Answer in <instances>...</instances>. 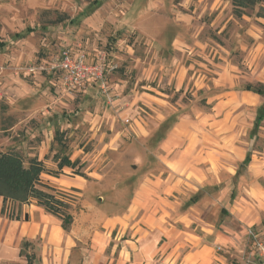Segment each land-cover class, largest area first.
Masks as SVG:
<instances>
[{
    "label": "rangeland",
    "instance_id": "obj_1",
    "mask_svg": "<svg viewBox=\"0 0 264 264\" xmlns=\"http://www.w3.org/2000/svg\"><path fill=\"white\" fill-rule=\"evenodd\" d=\"M257 13L236 17L232 0H0V152L15 154L25 167L44 154L40 162L51 176L52 156H67L78 167L69 173L83 175L78 189H49L74 218L65 233L85 239L78 243L82 254H67V264L90 257L91 245L146 235L144 211L128 207L139 183L165 177L174 153H164L161 143L178 122L186 124V142L198 146L199 166L217 171L204 183L205 227L239 241L237 251L229 250L204 230L205 245L233 264L259 262L248 231L264 241V194H247L252 202L242 199L236 209L229 199L249 186L242 160L264 152V122L256 132L252 126L264 97L245 91L264 84V18ZM63 48L103 64L110 101L97 85L68 96L56 78L27 73ZM214 188H221L217 197ZM175 197L180 206L171 224L189 199ZM243 208L258 218L254 224L237 219ZM15 211L4 206L1 215L14 218ZM42 241L26 247L35 264L54 259ZM111 252L109 246L102 256Z\"/></svg>",
    "mask_w": 264,
    "mask_h": 264
},
{
    "label": "crops",
    "instance_id": "obj_2",
    "mask_svg": "<svg viewBox=\"0 0 264 264\" xmlns=\"http://www.w3.org/2000/svg\"><path fill=\"white\" fill-rule=\"evenodd\" d=\"M71 53L76 55L78 52L71 50ZM87 62L94 63L88 60ZM51 77L60 80L57 76L51 75ZM58 85L60 87V81ZM93 85L90 84L89 87ZM0 91L2 90L0 89ZM255 96L259 98V96ZM186 131L185 122H178L172 128L161 143L164 153L169 155L174 153V156H169L168 162L165 163V177H156L154 180L139 183L130 200L128 209H131L134 214L144 211L146 223H142L140 228L146 232V235H140L135 241L130 242H121L119 239L116 241L114 238L113 245H110L111 240L109 243L107 240L104 241L100 245L101 247L91 245L93 251L90 252V257L83 258L79 264H233L226 257L216 255L213 249L204 243L205 230L206 239L213 236L214 245H221L235 251L239 248L237 235L215 234L213 229L206 228L203 223L202 209L210 201L206 200L209 197H206L207 189H205L204 183L208 174H216L217 171L212 169L208 163L199 166L198 146L194 142L192 144L186 142ZM41 155L38 156L39 161L45 156ZM255 157L256 160H254V156H251L245 169L250 181L249 186L244 190L246 194L243 192V195H239L237 200L232 195L229 198L233 209H236L237 205L240 206L242 199L248 204L250 200L252 202L253 198L248 196L251 193H254V196L264 194V152ZM73 169H78V167L64 166L62 169H58L56 164L55 171L57 173H52L53 176L50 175L51 173H41L40 183L56 191L78 189L76 179L82 176L70 174L69 172ZM236 174L237 172L233 175L234 178ZM213 191L217 197L221 188H214ZM175 195H188L189 199L184 203L180 215L171 224L169 219L174 216L177 206H180ZM8 205L14 209L16 207L14 218L1 215L4 206L7 208ZM164 214L168 215V220ZM235 214L237 219L247 224L252 220L254 224L258 219L255 214L252 215V218H248L245 208ZM193 226L199 229L200 233H195L191 228ZM53 228L59 229V233H54ZM38 237L42 238L45 248L53 249L54 259L49 261L50 263L46 261L47 264H67L68 262L65 261L67 254L73 251L76 254H82L85 249L78 244L84 242L83 237L79 238L65 233L61 228L60 219L45 212L43 208L36 205L34 200L22 205L13 202L3 203L0 200V248L3 249L0 259L9 263L20 261L23 264H28V257L30 262L35 264L33 255L26 252V247H29L31 242ZM162 237L167 238V241L161 243ZM109 246L112 247L111 256H102ZM58 251L61 257L56 260L55 255ZM115 252H117V256L113 255ZM254 256L259 261L258 263L262 261L257 251ZM242 264L246 263L242 262Z\"/></svg>",
    "mask_w": 264,
    "mask_h": 264
},
{
    "label": "trees",
    "instance_id": "obj_3",
    "mask_svg": "<svg viewBox=\"0 0 264 264\" xmlns=\"http://www.w3.org/2000/svg\"><path fill=\"white\" fill-rule=\"evenodd\" d=\"M255 8H258L257 17L264 18V0H232V12L238 18L245 15L246 10H253ZM64 20L66 18L61 17L58 22ZM90 84L97 85L94 82ZM245 91H251L263 98L264 84H260L256 88L248 85ZM255 112L256 115L252 124L254 132L264 122V100L256 108ZM250 158L251 155H247L244 161L240 163V166H246L250 162ZM53 159L57 161L58 169H62L64 166L74 168L77 165V162L70 161L67 156L58 158V156L54 155ZM28 162V167H25L24 162L15 154L0 152V200L3 203L13 202L19 205L34 200L36 205L43 208L45 212L60 219L62 230L64 232L68 231L74 221L72 214L68 211L69 205L59 200L51 193L49 188L40 183V175L45 172L43 163L38 161L37 158L30 159ZM76 175L79 176L80 174ZM80 176L83 177V175ZM27 263L32 264L28 257Z\"/></svg>",
    "mask_w": 264,
    "mask_h": 264
},
{
    "label": "built area",
    "instance_id": "obj_4",
    "mask_svg": "<svg viewBox=\"0 0 264 264\" xmlns=\"http://www.w3.org/2000/svg\"><path fill=\"white\" fill-rule=\"evenodd\" d=\"M27 73H43L49 76L59 77L60 87L64 94L71 96L76 92L85 89L94 82L100 90V94L110 101L109 89L106 86V74L102 63H88L83 53L73 55L71 50L63 48L58 55L47 63L32 64L27 68ZM3 97L0 91V100ZM249 237L254 239V245L257 254L262 259L260 263L264 264V241L258 240L251 230L248 231Z\"/></svg>",
    "mask_w": 264,
    "mask_h": 264
}]
</instances>
